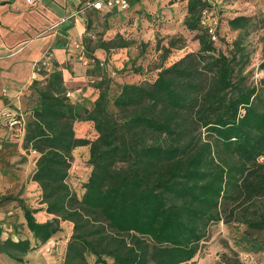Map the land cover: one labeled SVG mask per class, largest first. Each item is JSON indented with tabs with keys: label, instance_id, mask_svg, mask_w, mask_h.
I'll list each match as a JSON object with an SVG mask.
<instances>
[{
	"label": "trees",
	"instance_id": "obj_1",
	"mask_svg": "<svg viewBox=\"0 0 264 264\" xmlns=\"http://www.w3.org/2000/svg\"><path fill=\"white\" fill-rule=\"evenodd\" d=\"M89 9L94 17L102 11ZM214 9L207 0H185L183 26L196 34L200 47L167 66L187 39L159 42L163 59L148 81L114 82L112 72L122 71L108 69L106 56L129 43L120 35L106 39L104 31L93 42L87 31L83 48L71 56L94 60L85 74L99 81L94 99L77 96L84 85L67 83L68 64L50 51L42 57L23 111L2 112L0 120L10 131L11 120L23 118L15 142L36 154L28 179L38 183L43 207L32 209L22 191L0 193V200L17 202L32 233L3 239L0 225V253L22 264L69 221L62 264H199L210 226L233 221L245 204L264 198V77L252 84L243 73L248 52L242 31L249 32L254 19L237 15L227 21L240 35L224 50L210 31L218 35ZM103 11L108 20L125 10ZM260 68L264 71V60ZM79 121L94 125L95 139L77 135ZM84 145L90 146L91 172L79 195L68 179L74 151ZM40 210L52 218L38 221ZM245 222L252 229L245 238L257 233L254 245L264 250V204Z\"/></svg>",
	"mask_w": 264,
	"mask_h": 264
},
{
	"label": "rangeland",
	"instance_id": "obj_2",
	"mask_svg": "<svg viewBox=\"0 0 264 264\" xmlns=\"http://www.w3.org/2000/svg\"><path fill=\"white\" fill-rule=\"evenodd\" d=\"M169 3L161 7V0H141L140 3L132 5L125 11L114 13L113 17L105 20V12L102 10L96 17L93 10L86 9L85 17L93 18L86 29L93 42L98 34L104 31V38H115L120 35L128 46L113 48L107 58L108 69L121 70V73L112 72L111 78L116 83L122 82H141L153 80L159 69L157 65L162 62L164 51L158 49V43L168 46L170 36L183 35L187 39V44L183 49H174L166 61V65H171L184 57L189 52L197 51L200 47L199 40L194 33H189L183 26L185 15V0H165ZM172 1L174 3H172ZM214 5L212 21L217 27L218 40L216 45L220 49L226 50L228 46L238 39L240 31L232 30L228 25V20L237 15H247L253 17L254 27L249 32L242 31L244 34V44L247 48L248 59L245 62L244 74L248 76V82L259 84L264 77V71L260 68V63L264 60V0H207ZM52 12L62 13V9L54 0H46ZM78 0H71L70 13L76 10ZM174 4L173 6H170ZM83 7H86V0H81ZM35 7H38L37 5ZM73 9V11H72ZM146 13L152 14V19L147 18ZM35 15V13H32ZM58 15V14H57ZM59 16V15H58ZM32 18V15H30ZM87 23V22H86ZM110 28H107L109 27ZM76 44V43H75ZM41 61V60H40ZM39 61V62H40ZM38 62V63H39ZM86 70V65L78 61ZM24 65L19 67L14 73L24 72ZM140 67L141 73L134 69ZM13 72V70L11 71ZM91 79V78H90ZM88 78L85 89L76 92L77 96L89 97L97 92L95 85L98 79L92 82ZM5 82V83H4ZM0 78V93L5 88L13 90L10 81ZM21 87V86H20ZM26 103V97L22 99V104ZM23 107V105H22ZM2 110V109H1ZM0 112L2 113V111ZM6 111H3L4 114ZM19 112V111H18ZM0 113V114H1ZM16 114V113H15ZM0 120V193L17 194L22 191L21 196L32 208L39 207L41 194L40 187L35 186L29 179V175L35 168L36 154H28L22 146L15 141L20 139V125L16 124L8 129V126L1 124ZM10 127V126H9ZM76 132L79 137L95 139L97 136L94 125L89 122L79 121L75 124ZM205 131V130H204ZM206 131L203 134L206 140ZM206 138V139H205ZM90 146L84 145L75 149L74 161L70 177L68 179L72 189L79 195L83 192V185L88 180L91 172L89 163ZM39 187V188H38ZM264 204V198L245 204L239 209L237 218L230 222L221 221L212 224L209 228L208 238L205 239L204 248L197 256L199 264H264V250H257L255 247L258 238L257 233H252L251 237L245 238L248 225L246 217L255 214L258 208ZM38 221L45 220L46 213L39 211L35 213ZM17 226V231L12 225ZM0 225L3 227L2 238L13 236L32 238V233L28 229L24 220L23 212L16 201L0 200ZM63 231L54 236L46 244L37 250L29 253L22 264H62L67 240L71 234V224L63 222ZM248 230H250L248 228ZM252 231V229L250 230ZM0 264H20L16 263L8 256L0 253Z\"/></svg>",
	"mask_w": 264,
	"mask_h": 264
},
{
	"label": "crops",
	"instance_id": "obj_3",
	"mask_svg": "<svg viewBox=\"0 0 264 264\" xmlns=\"http://www.w3.org/2000/svg\"><path fill=\"white\" fill-rule=\"evenodd\" d=\"M31 1L0 0V78L3 82L4 79L9 80L11 87L14 88L13 90L4 88L0 93L2 112L23 111L22 99L35 78L33 76L35 66L49 51L61 65H69L72 74L65 70L69 85L87 86L89 81L84 66L71 56L75 51V43L81 42L87 35L84 15L89 8L87 2L86 7H83L80 5L81 0H78L77 11L72 9L73 12L69 14L71 0H54L62 9V13L54 14L46 0ZM166 2L168 1L161 0V7L169 4ZM36 5L38 7H35ZM21 65H24V72L14 73ZM96 96L94 90V94L87 98L94 99ZM31 182L36 187L39 186L38 183ZM39 193L41 194V190ZM41 207L43 205L39 204L38 208ZM40 211L46 213L44 210ZM51 218L52 215L46 213L45 220L41 222ZM65 222L70 223L72 229L73 223Z\"/></svg>",
	"mask_w": 264,
	"mask_h": 264
},
{
	"label": "built area",
	"instance_id": "obj_4",
	"mask_svg": "<svg viewBox=\"0 0 264 264\" xmlns=\"http://www.w3.org/2000/svg\"><path fill=\"white\" fill-rule=\"evenodd\" d=\"M28 2H32V1L28 0ZM87 5L89 7H93L97 10H111L114 8L127 10L129 8L130 3H129V0H88ZM210 31H211V33H213V39L217 40V36L214 33V28H212ZM75 48H77V49L83 48L82 43L77 42L75 44ZM79 60L82 61L84 63V65H86L87 67L92 66L94 63V60L88 59L83 55L79 57ZM39 71H40V67L37 63L35 66V69H34L33 76L37 77ZM68 95L73 96L74 93L69 92ZM22 123H23V118L21 120H11V122H10L11 126H14L16 124H22Z\"/></svg>",
	"mask_w": 264,
	"mask_h": 264
}]
</instances>
